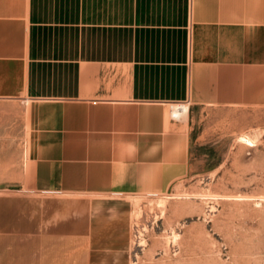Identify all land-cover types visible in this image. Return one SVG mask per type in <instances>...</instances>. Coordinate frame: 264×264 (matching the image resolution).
Segmentation results:
<instances>
[{
	"label": "crops",
	"instance_id": "crops-1",
	"mask_svg": "<svg viewBox=\"0 0 264 264\" xmlns=\"http://www.w3.org/2000/svg\"><path fill=\"white\" fill-rule=\"evenodd\" d=\"M0 100L30 122L0 264H129L100 251L129 248L128 196L194 174L226 116H264V0H0Z\"/></svg>",
	"mask_w": 264,
	"mask_h": 264
},
{
	"label": "rangeland",
	"instance_id": "rangeland-1",
	"mask_svg": "<svg viewBox=\"0 0 264 264\" xmlns=\"http://www.w3.org/2000/svg\"><path fill=\"white\" fill-rule=\"evenodd\" d=\"M24 112L0 100V189L26 173ZM222 124L195 154L194 174L166 192L128 196L129 248L100 251L129 264H264V116Z\"/></svg>",
	"mask_w": 264,
	"mask_h": 264
},
{
	"label": "built area",
	"instance_id": "built-area-1",
	"mask_svg": "<svg viewBox=\"0 0 264 264\" xmlns=\"http://www.w3.org/2000/svg\"><path fill=\"white\" fill-rule=\"evenodd\" d=\"M185 107H186V104L183 102L172 103L171 113H170L172 118L174 119L181 118L183 113L185 112V109H184Z\"/></svg>",
	"mask_w": 264,
	"mask_h": 264
}]
</instances>
